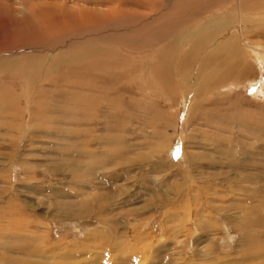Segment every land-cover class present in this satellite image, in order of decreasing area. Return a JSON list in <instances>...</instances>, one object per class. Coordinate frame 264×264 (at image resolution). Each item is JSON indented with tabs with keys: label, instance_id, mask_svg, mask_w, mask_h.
I'll return each instance as SVG.
<instances>
[{
	"label": "rangeland",
	"instance_id": "1",
	"mask_svg": "<svg viewBox=\"0 0 264 264\" xmlns=\"http://www.w3.org/2000/svg\"><path fill=\"white\" fill-rule=\"evenodd\" d=\"M221 1L0 0L13 30L30 2L100 18L49 32L48 52L0 32L1 50L13 44L0 55V264H264V46L252 27L264 0L248 14L230 0V23ZM203 12L198 29L190 16ZM236 23L251 73L204 85L203 54L186 52L192 31L197 45L196 33ZM39 58L45 83L29 71Z\"/></svg>",
	"mask_w": 264,
	"mask_h": 264
},
{
	"label": "bare ground",
	"instance_id": "2",
	"mask_svg": "<svg viewBox=\"0 0 264 264\" xmlns=\"http://www.w3.org/2000/svg\"><path fill=\"white\" fill-rule=\"evenodd\" d=\"M9 1H11V0H9ZM22 2L24 1V0H21ZM26 1V0H25ZM28 2H29V0H27ZM53 2H54V0H52ZM77 2L79 1H83V0H76ZM89 1H92V0H84V2H89ZM117 1V0H116ZM120 1H123V0H120ZM142 2V0H139V2ZM224 2H228V3H230V0H223ZM223 1H221L222 3H223ZM250 2L249 4H247V2ZM256 1L257 0H243L242 2L240 1V4H239V9H240V11L241 12H243V13H245V14H248V12L249 11H251V10H249L250 9V6L251 5H253L254 3H256ZM43 2V1H42ZM42 2L40 3V4H38L36 7L34 6V5H32V2H30V3H28V5L26 4V9H29V11L30 12H32L31 14H27V13H25V15H24V12L25 11H23V15H24V17L20 20V21H24L25 23H23V22H15L16 24H17V26L18 25H20V28H16L15 26V28L16 29H14L13 30V24H14V18H16L15 16H14V18L13 17H11V13L10 12H12V11H10V10H8L9 11V14L8 15H6V16H4V17H1L0 18V32L3 34V32H5V31H8V30H10V31H8V32H11V34H12V36H13V40L15 41H22L23 43V45H25V46H29V45H36L37 47H38V49L39 50H41L40 52H48L49 50H48V48H49V46H50V44L48 43V41L46 42L45 41V39H46V37H49V35L48 34H50L49 32H51V34H57L58 33V31H63V32H74V31H79L81 28H85V30H88L91 26V28H93V25L95 24V22L96 21H98V23H99V19L100 18H98L97 16H95V14H93V12L90 14L89 13V11H87V10H83V11H87V12H83L84 14L81 16V10H78V11H81L79 14H80V16L79 17H72V16H70L71 14H67V15H62V17H60L58 14H56V13H54V12H46V11H44L43 10V8H42ZM49 2V1H48ZM58 2H59V0H58ZM62 2V1H61ZM70 2V1H69ZM73 2H74V0H73ZM83 2V3H84ZM214 2V1H213ZM216 2V1H215ZM221 2H219V5H217V9H219V10H222V9H220L221 8V5H222V3ZM3 3V2H2ZM9 2H8V0H7V4H8ZM39 3V2H38ZM45 3V2H44ZM66 3V2H65ZM119 3V2H118ZM121 3H123V2H121ZM121 3H119V6H121L122 4ZM227 3V5H229ZM232 3V2H231ZM230 3V4H231ZM5 4V3H4ZM14 4V3H13ZM12 3L11 4H9L8 6H9V9H14L15 7H14V5H13ZM22 4H25V3H22ZM21 4V5H22ZM30 4H31V6H30ZM56 4V3H55ZM54 4V5H55ZM80 4V3H79ZM121 4V5H120ZM159 4V3H158ZM226 4V3H225ZM251 4V5H250ZM36 5V4H35ZM46 5V4H45ZM53 5V4H52ZM60 5V4H59ZM85 5V4H84ZM100 5H105L104 4V1H102V2H100ZM118 4H116V6H117ZM138 5H140V4H138ZM157 5V4H156ZM187 5V4H186ZM227 5H225L226 7H225V11L223 12V13H219L218 12V14L217 15H219V16H222V15H224L226 18H227V22H233L234 21V16H233V14L235 13L234 11H233V8H237L236 6H235V3L233 2V4H231V5H229V6H227ZM7 6V5H6ZM48 6V5H47ZM46 6V7H47ZM50 7H51V5H49ZM64 6V5H63ZM109 6V5H108ZM114 6V5H113ZM159 6H161V5H159ZM199 6V5H198ZM223 6V5H222ZM54 7H58L57 5L56 6H54ZM122 7H124V6H122ZM122 7H121V9H122ZM125 7H127V6H125ZM124 7V8H125ZM128 7H129V5H128ZM127 7V8H128ZM130 7H132L131 5H130ZM140 7V6H139ZM216 7V6H215ZM41 8V9H40ZM69 8V7H68ZM185 8H187V6L185 7ZM223 8H224V6H223ZM1 9V8H0ZM6 8H4V10H5ZM39 9V10H38ZM48 9V8H47ZM63 9H64V7H63ZM62 9V10H63ZM117 9V11L119 10L118 8H116ZM115 9V10H116ZM144 9V8H143ZM190 9V8H189ZM200 9V8H199ZM215 9V8H214ZM2 10V9H1ZM15 10V9H14ZM35 10H37V11H35ZM49 10V9H48ZM72 10V9H71ZM114 10V9H113ZM132 10H134V9H132ZM151 10V9H150ZM158 10V9H157ZM201 10H202V8H201ZM216 10V9H215ZM224 10V9H223ZM3 11V10H2ZM2 11H0V12H2ZM77 11V12H78ZM134 11H136V10H134ZM134 11H132V12H134ZM161 11V10H160ZM196 12H197V10H195ZM194 11V12H195ZM200 11V10H199ZM198 11V12H199ZM207 11V10H206ZM239 11V10H238ZM30 12H28V13H30ZM35 12H37V15H35L36 13ZM75 12V11H74ZM116 12V11H115ZM123 12V11H122ZM129 12H130V10H129ZM154 12V11H153ZM159 12V11H158ZM162 12V11H161ZM96 13V12H95ZM139 13V12H138ZM142 13L143 14H145L146 12H143L142 11ZM142 13L140 12V14L142 15ZM210 13V11L208 10V12L206 13V14H209ZM75 14V13H74ZM77 14V13H76ZM75 14V15H76ZM78 14V15H79ZM122 14V13H121ZM128 14V13H127ZM132 14V13H131ZM150 14H152V11H151V13ZM190 15H191V13H189ZM194 14V13H193ZM198 14V13H197ZM212 14V13H211ZM210 14V15H211ZM214 14V13H213ZM258 14H260V15H262V16H264V9L262 8V9H260L259 10V12H258ZM46 15H48L49 16V18L48 17H46ZM93 15V16H92ZM103 15H105V14H103ZM107 15H109V14H107ZM106 15V16H107ZM115 15V14H114ZM123 15H125V14H123ZM181 15V14H180ZM199 15V14H198ZM198 15L196 16V15H193V16H190V17H194L195 18V20H193V22H192V24H194V26L196 27V26H199L203 21H205V20H207V17L205 16V14H204V12H203V15L205 16V17H201V19H198L197 17H198ZM201 15V14H200ZM110 16V15H109ZM111 16H113V15H111ZM110 16V17H111ZM117 16V15H116ZM129 16V15H128ZM128 16H126V17H128ZM132 16V15H131ZM209 16V15H208ZM215 16V15H214ZM22 17V16H21ZM26 17H28V18H26ZM99 17H100V15H99ZM103 17V16H102ZM115 17V16H114ZM113 17V18H114ZM143 17V16H142ZM146 17V16H145ZM179 17V16H178ZM190 17H188V18H190ZM212 17V16H211ZM51 18V19H50ZM107 18V17H106ZM115 18H119L118 16L117 17H115ZM121 18V17H120ZM132 18H133V16H132ZM140 18V17H139ZM149 18V17H148ZM148 18H146L145 19V21H141V20H134V19H131V20H133V22H135V24L136 25H138V26H142V27H144V25H151L153 22H150V21H148L149 19ZM155 18V17H154ZM193 18V19H194ZM215 18V17H214ZM33 19V20H32ZM102 19H104V17L102 18ZM116 19V20H117ZM129 19H130V17H129ZM141 19V18H140ZM157 18H155V20H156ZM192 19V18H191ZM108 20V19H107ZM152 20H154L153 18H152ZM103 21H105V20H103ZM118 21V20H117ZM128 21V20H127ZM217 21H218V19H217ZM222 21V20H221ZM226 21V20H225ZM26 22H28V23H26ZM208 22V21H207ZM212 22V21H211ZM210 22V23H211ZM220 22V21H219ZM224 22V21H223ZM236 22V21H235ZM104 23V22H103ZM105 23H106V21H105ZM104 23V24H105ZM119 23V22H118ZM124 23H125V21H124ZM129 23V22H128ZM149 23H151V24H149ZM209 23V24H210ZM214 23H216V22H214ZM107 25H108V22L106 23ZM123 24V23H122ZM122 24H119V25H122ZM133 24V23H132ZM208 24V25H209ZM218 24H222L221 22L220 23H218ZM233 24V23H232ZM97 25H99V24H97ZM111 25V24H110ZM114 25H115V23H114ZM136 25H134V26H136ZM207 25V24H206ZM244 24H240V23H236L235 24V27H232L231 25H228V24H225L223 27H221V28H215V27H210V28H206V29H208V30H206L207 32L205 33V34H200V33H196L197 34V37H198V42H197V45L195 44V40H194V38H196V36L194 37V35L195 34H193V31H192V33H191V35L193 36V39L192 40H190L191 42V44L189 45V43H187V51L186 52H190L189 53V55H190V59H191V63H193L192 61L194 60V58H195V56H196V58H198L199 56V54H203V60H205V62L203 61L200 65V70H201V75L203 76V78L205 77V80L203 81L204 82V85H207V86H209V84L211 83V85L212 86H216L215 85V79H214V77L216 76V78H217V80H218V77L221 75L224 79H227V80H223L222 81V83H224V82H227L228 80H230V79H232L233 77H234V75H249L250 73H251V70H250V67L248 66V64L247 63H245L243 60H242V58H241V49H240V45H239V47H238V41L240 42V43H245V44H248V38H250V37H247V36H245V35H243V26ZM95 26H96V24H95ZM118 26V25H117ZM202 26V25H201ZM99 27H100V25H99ZM123 27V26H122ZM121 27V31L123 32V30H127V29H124V28H122ZM148 27V26H147ZM219 27V26H218ZM251 27V26H250ZM252 27H254L255 28V30L256 31H254V36L253 37H257V38H259V39H261V41L260 42H258L257 44H255V45H263L264 46V33H263V30H264V23H261V22H257L256 20L255 21H253L252 22ZM114 28H115V26H114ZM136 28H138V27H136ZM135 28V29H136ZM145 28H146V26H145ZM246 28V27H245ZM134 29V30H135ZM198 29H200V26H199V28ZM82 30V29H81ZM129 30V29H128ZM131 30V29H130ZM197 30V29H196ZM205 30V29H204ZM92 31V30H91ZM140 31H141V28H140ZM235 31H239V32H241V34H242V36L240 37V38H238V36L234 33ZM249 31V30H248ZM79 32H82V31H79ZM119 32V31H118ZM122 32H120V33H122ZM138 32V31H137ZM204 32V31H203ZM245 32L246 31H244V34H245ZM92 33V32H91ZM189 33V34H190ZM238 33V32H237ZM82 34V33H81ZM97 34V33H96ZM155 34V33H154ZM249 34V33H248ZM54 35H52V37L54 36ZM58 35V34H57ZM57 35H55L54 37H56ZM66 35H67V33H66ZM88 35H89V33H88ZM220 35V36H219ZM11 36V37H12ZM60 36H61V34H60ZM77 36V35H76ZM129 36V35H128ZM131 36H133V34H131ZM155 36V35H154ZM1 37V36H0ZM10 37V36H9ZM89 37V36H88ZM184 37V36H183ZM57 38V37H56ZM68 38V37H67ZM78 38V37H77ZM179 38V37H178ZM8 39V38H7ZM48 39V38H47ZM46 39V40H47ZM51 39V38H50ZM50 39H48V40H50ZM58 39H60V37H58ZM71 39V38H70ZM69 39V40H70ZM118 39V38H117ZM248 39V40H247ZM251 39V38H250ZM10 40V39H9ZM55 40L58 42V41H60V40H57V39H54V43H55ZM64 41V36H63V39H62V36H61V41ZM89 40V39H88ZM91 40H93V39H91ZM96 39H94V41H95ZM99 40V39H98ZM148 40V39H147ZM175 40V39H174ZM6 41H8V40H6ZM71 41V40H70ZM187 41V40H186ZM197 41V40H196ZM5 42V41H4ZM52 42V41H51ZM18 43V42H17ZM172 43V42H171ZM170 43V44H171ZM8 44V43H7ZM20 44V43H19ZM56 44V43H55ZM54 44V45H55ZM59 44V43H58ZM90 44H92V43H90ZM98 44V43H97ZM156 44V43H155ZM160 44V43H159ZM194 44L196 45V46H194ZM5 45V44H4ZM3 45V46H4ZM10 45V44H9ZM12 45L13 44H11V46H7V50H6V48L5 47H3L2 48V50L0 49V55H1V52H11L13 49H12ZM65 46H66V44H64ZM83 45V44H82ZM81 45V46H82ZM95 45V44H94ZM87 46V45H86ZM98 46V45H97ZM133 46L135 47V46H140L141 48H145L146 47V44H140V45H137V42H135L134 44H133ZM10 47H11V49H10ZM52 47V46H51ZM56 47V46H55ZM67 47V46H66ZM134 47H131L130 48V50H132L133 51V49L132 48H134ZM28 49V47H26V48H23V50L24 51H26ZM32 49H35V47H33ZM67 49V48H66ZM92 49V48H91ZM95 48H93V50H94ZM101 49V48H100ZM155 49V48H154ZM157 49V48H156ZM53 49H51V51H52ZM87 50V49H86ZM92 50V51H93ZM96 50V49H95ZM98 50V49H97ZM158 51V50H157ZM98 52V51H97ZM159 52V51H158ZM255 52V51H254ZM35 55H36V52H33ZM64 53V52H63ZM62 53V54H63ZM87 53V52H86ZM85 53V54H86ZM96 53V52H95ZM160 53V52H159ZM8 54V53H7ZM97 54V53H96ZM99 54V53H98ZM101 54V53H100ZM105 54V53H104ZM163 54V53H162ZM40 55V54H39ZM44 55H45V53H44ZM89 55H91V54H89ZM114 55V54H113ZM117 55V54H116ZM181 56H182V54H180ZM179 55V56H180ZM15 56V58H16V61L15 62H19V60H21V59H26L27 57H23L22 55H19V54H16V55H14ZM108 56H110V55H108ZM30 57V56H29ZM33 57V56H32ZM56 57V56H55ZM86 57H88V55L86 56ZM93 57H94V55H93ZM139 57V56H138ZM165 57H166V55H165ZM6 58V57H5ZM56 58H58V57H56ZM91 58V57H90ZM130 58V57H129ZM128 58V59H129ZM141 58V57H140ZM202 58V57H201ZM241 58V59H240ZM14 59V58H13ZM50 59V58H49ZM92 59V58H91ZM161 59V58H160ZM180 59V58H179ZM184 59V58H183ZM33 60V59H32ZM57 60V59H56ZM130 60V59H129ZM168 60V59H167ZM171 60V59H170ZM202 60V59H201ZM8 61V60H7ZM24 61V60H23ZM48 60H46V59H44V58H42L41 59V61H40V58H39V60H37L35 63H33V64H31L30 62V67H32V68H30L28 65H27V63H26V61H24L25 63H23L26 67H28V68H30L29 69V71L31 70V69H34V72H33V74L34 75H32V78H33V76L35 77V79H41L44 83L46 82V80L49 78L48 77V73H50V71L49 72H47V70H46V68L44 69V66H41V67H39L40 68V70H39V73L36 71V68H38V67H34V65L35 64H42V63H44V62H47ZM51 61V60H50ZM59 61V60H58ZM189 61V60H188ZM15 62H13V64L15 63ZM53 62V61H52ZM167 62V61H166ZM187 62V61H186ZM197 62V61H196ZM21 63V64H22ZM167 63H169V62H167ZM166 63V64H167ZM179 63V62H178ZM188 63V62H187ZM190 63V64H191ZM22 64V65H23ZM55 64V63H54ZM58 65L60 64V62L59 63H57ZM57 64H56V66H57ZM153 64V63H152ZM170 64V63H169ZM179 64H181V62L179 63ZM189 64V65H190ZM53 65V64H52ZM52 65H50V67H52ZM178 65V64H177ZM187 65V64H186ZM9 66V65H8ZM94 66V65H93ZM182 66V65H181ZM10 67V66H9ZM25 67V68H26ZM158 67V66H157ZM193 67V66H192ZM195 67V66H194ZM11 68H13L12 67V65H11ZM24 68V69H25ZM41 68H42V71H41ZM54 68V67H53ZM162 68H163V65L160 67V69H159V71H155L156 73H158L159 74V76H161L162 77ZM168 67H166L165 68V71H166V69H167ZM184 68V67H183ZM198 68V67H197ZM20 69H21V67H20ZM47 69H50V68H47ZM222 69H226L227 70V72L229 73V75L228 76H224L222 73H221V71H222ZM19 70V69H18ZM25 70H27V68L25 69ZM52 70V69H51ZM164 70V69H163ZM22 71V70H21ZM168 71V70H167ZM166 71V72H167ZM198 71V70H197ZM53 72V71H52ZM20 73V72H19ZM28 73V72H27ZM31 72H29V74H30ZM51 74V73H50ZM54 74V73H53ZM163 75H164V73H163ZM169 75V74H168ZM108 76V75H107ZM165 76V75H164ZM172 76V75H171ZM196 76H197V74H196ZM29 77V76H28ZM12 78H14V77H12ZM144 78V77H143ZM166 78V77H165ZM199 78V77H198ZM35 79H31L32 81H34ZM200 79H202V78H200ZM199 79V80H200ZM109 80H110V78H109ZM201 81V80H200ZM143 82H144V80H143ZM218 82H219V80H218ZM15 83V82H14ZM65 83V82H64ZM147 83V82H146ZM221 83V84H222ZM148 84V83H147ZM201 85V84H200ZM203 85V86H204ZM219 85H220V82H219Z\"/></svg>",
	"mask_w": 264,
	"mask_h": 264
}]
</instances>
